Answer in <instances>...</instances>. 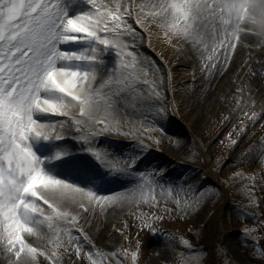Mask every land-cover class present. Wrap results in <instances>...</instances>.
Masks as SVG:
<instances>
[{
	"label": "snow or ice",
	"instance_id": "obj_1",
	"mask_svg": "<svg viewBox=\"0 0 264 264\" xmlns=\"http://www.w3.org/2000/svg\"><path fill=\"white\" fill-rule=\"evenodd\" d=\"M85 2L86 11L70 15L67 0H0V264H44L41 257L48 264H64L65 253L70 254L72 264H104L98 256L106 257V264H126L128 259L135 264L139 248L130 253L123 247L114 251L97 248L81 224L84 216L69 210L68 202L85 214L94 206L103 210L129 202H145L151 207L159 203L156 188L161 192L166 186L169 192H201L203 181L195 183L201 178L185 173L169 180L164 176L166 169L137 172L132 160L109 161L114 170L126 171L132 182L118 192L100 195L48 174L32 142L60 139L66 123L85 142L100 133L128 137L132 133L121 128L124 117L133 114L127 111L130 104L136 107L133 101L150 102L145 106L166 119L167 109L164 105L157 108V101L167 95L171 73L166 84L163 69L148 64L153 79L146 93L137 72L145 68L138 56L145 33L149 43L157 31L163 33L165 43L177 49L181 42L190 47L201 61L200 71L212 78L229 70L242 35L254 32L257 25L264 33V0ZM79 40L89 42L81 52L61 47ZM109 51L116 57L110 69L102 63ZM81 61L87 66H75ZM47 113L64 120L44 123L40 114ZM244 115L253 125L259 118L255 111ZM154 126L164 132L155 122ZM136 141L148 147L142 140ZM239 142L232 140L233 149ZM89 151L97 159H105L101 150ZM251 156L249 151L245 158ZM259 158L264 164V153ZM175 203L187 214L201 199H178ZM137 219L141 228L156 233L152 221L163 217L141 213ZM240 232L249 236L252 230L245 227ZM164 235L172 234L164 231ZM180 239L187 246V255L201 257L199 264H264V250L249 251L239 241L230 246L227 237L218 239L211 250L194 249L187 239ZM253 248H258L255 240Z\"/></svg>",
	"mask_w": 264,
	"mask_h": 264
},
{
	"label": "rangeland",
	"instance_id": "obj_2",
	"mask_svg": "<svg viewBox=\"0 0 264 264\" xmlns=\"http://www.w3.org/2000/svg\"><path fill=\"white\" fill-rule=\"evenodd\" d=\"M248 27H251V25H248ZM246 36L256 37L264 41V33L261 32L259 25L256 26L254 32H249ZM154 42H158L159 47ZM87 44L89 42L83 40L74 41V44L68 43L69 52H81L87 48ZM259 47L257 44L256 48L259 49ZM138 56L144 61L145 65L151 64L154 66L153 69H155L156 65H159L164 71L166 84H169L168 74L171 73L167 95L160 96L161 100L157 101V108L160 105H164L167 109V114L173 120L170 123H165L162 118L156 116L154 110L145 106L142 112L143 118L140 116L135 118L133 114L124 117L121 131L131 132L135 136V141L132 143H117L115 140L129 139V136L122 137L114 133H106L112 139H103L99 142V146L102 147L101 151L103 154L108 153L113 161L132 160L136 163L140 155L132 152L129 147L125 148V145L130 144L134 150L139 152L143 147L136 140H142L150 148L160 150L162 153L167 152L168 156L178 152L181 158L194 160L201 168L199 173L205 174L207 178L203 182L201 192H169L166 187L165 191L161 192L160 188H156L155 195L159 201L158 204L150 207L145 202H139L135 212V207L132 206V203H127V212L110 219L107 223V231L109 229L115 233V240L104 245L94 242L95 246L104 251H108L114 246L116 249L123 247L130 251L139 248V257L135 264H199L201 257L196 254L187 255L186 247L183 244H179L176 240V232H182L192 238L194 231H200L198 237L203 238L202 235L204 234V238L212 243L211 223H214L213 229L215 231L217 229L221 230L222 238L227 237L226 243L230 246L233 241H239L241 247L247 248L249 251L264 250V171H262L264 164L261 163L259 158L260 154L264 153V115H262L264 114V97L257 95V85L264 84V65H254L248 73L250 77L259 76L255 83L256 87L249 82L242 83L240 81L241 88H239V80L235 76H227L233 87V94L230 96L229 103L239 106L236 113L219 111L216 119L199 121L194 128L193 121L195 118L191 116V107L187 104L185 95L186 91L198 89L201 84V61L196 58L190 47L182 42L179 49L165 43L163 33L157 31L152 33L151 43H149L148 34H144L143 41L139 43ZM243 57L247 61L249 55L245 54ZM86 66L81 61L77 67ZM137 72L140 74V81L144 82L147 80L149 82L142 84L143 91L149 92L152 81L150 78L151 73L146 69H137ZM219 95H217V99L222 102L223 98ZM245 97L248 98L246 102L244 101ZM143 102L148 103V101ZM132 103L136 104V107L140 105L136 101ZM135 108L130 104L127 111L135 113ZM253 111L259 117L255 125H253V120L249 116L244 115ZM58 118L64 119L61 116ZM154 122L164 132L155 127ZM185 126L189 133H185L186 137L177 143L173 137L175 134L181 133V130H185ZM97 127L102 128L103 125H98ZM175 128H177L176 131ZM252 128H254L253 132L245 139ZM241 129H244L243 135L241 134ZM237 139L240 140L239 146L233 149L232 140ZM74 140L79 141L77 138H74ZM157 140L159 143H154ZM167 140L169 150L164 148V143ZM33 146H36V144H33ZM176 147L181 148V150H177ZM249 151H251L252 156L246 159L245 157ZM59 152H61L59 149H50L49 151L51 155H56ZM253 157H255L254 161ZM202 158L203 164L201 163ZM238 158H242L241 161L243 162H234ZM213 160L219 162L216 171H214L215 173L209 167L212 165ZM239 163H242L248 171L243 172L246 169L237 167ZM152 164L148 160L144 163V166H148L149 170H151ZM138 165L136 164V167ZM106 170L110 174L116 172L114 169L113 171L112 169ZM169 173L170 178L165 179L178 178L184 172L181 173L178 165L174 169L172 167ZM226 176L232 178L230 183H227V188L234 191L237 200H241L250 209L260 212L263 216L259 217V220L253 219L249 215L245 216L244 213L226 204L225 191L220 188L218 182L219 179L224 180ZM195 183L199 184L200 181L197 180ZM178 199H186L188 201L201 199V203L192 207L185 214L176 206L175 201ZM141 213L147 217H152L153 215L163 217V219L152 221L157 229L156 233L149 231L147 227H140V221L137 216ZM245 227L252 230L249 236L242 235L240 232ZM161 230H168L174 235L166 238L164 231ZM254 240H259L261 244L260 246L258 245L257 249L253 248ZM158 249L161 251H158ZM155 252L158 254L157 258L153 256ZM158 252L162 255H159ZM256 258H259V256ZM97 259L106 264V257L98 256ZM126 264H134V262L128 259Z\"/></svg>",
	"mask_w": 264,
	"mask_h": 264
},
{
	"label": "bare ground",
	"instance_id": "obj_3",
	"mask_svg": "<svg viewBox=\"0 0 264 264\" xmlns=\"http://www.w3.org/2000/svg\"><path fill=\"white\" fill-rule=\"evenodd\" d=\"M82 10H87L86 2L80 3L75 7V11L77 12H81ZM72 14L74 13L72 12ZM241 39L242 40L239 41L238 47L234 55L232 56L231 65L228 71L221 72L220 74L216 75L214 78L208 77L204 73H202L200 79L201 84L199 88L195 90L190 89L186 91L185 99L187 101V104L191 107L190 110L191 116L195 118L193 121L194 128L198 125L199 121L202 120L209 121V119L212 118L216 119L217 113L219 111L220 112L227 111L233 113L234 112L236 113V111H238L239 106L233 105L232 103L231 106V104L229 103L230 96L231 94H233L232 91L233 87L228 81V77H227L228 75L235 76L239 80L238 82L239 86L241 85V82L242 83L249 82L251 85L255 86V83L257 82L259 76L255 75L254 77H250L248 73L249 71L252 70L254 65H259V66L264 65V41L256 37L243 36V35ZM154 43L155 45H158L157 47H159L158 42H154ZM257 44L260 46L259 49L256 48ZM244 53L246 55L247 54L249 55L247 61H245V57H243V55H245ZM196 58L199 59L198 57ZM152 68H154V66H152ZM145 69L148 71L147 65H145L144 69H139V70H145ZM150 78L153 79V76L151 74H150ZM239 88H241V86ZM257 88H258L257 95L264 97V84L257 85ZM217 95L223 98L222 102H220L217 99ZM247 100L248 98L245 97L244 101L246 102ZM40 120L44 123L61 122V120L46 117L45 115L40 116ZM253 130L254 128H252L249 134L246 135L245 139L250 135V133L253 132ZM185 133H189V132L186 130H181V133L175 134L173 137L174 141H177V143L181 142L186 137ZM177 137H179V139H177ZM38 140L43 142V145L48 149V151H50V149H59L61 151H64L66 147H70L69 143H65V142L59 143L55 141L53 138L49 140H43V139H38ZM164 148L167 150L170 149L168 146V140L165 141ZM176 149L181 150V148L179 149L177 147ZM42 155L43 157H45L44 159L46 161L50 162V164L43 163L45 165L43 169L48 174L54 175L59 179L65 180L79 187L85 189H91L100 195H107L110 193V192L109 193L104 192V186L100 184L101 183L100 181L90 182L91 173L94 171L96 165L99 166L105 165L106 168H110L108 163L110 159L109 154H104L105 159L102 160L103 162L96 163L95 165L92 163V161L89 158L82 155L77 157L76 160L72 161V163L69 164L70 167L65 166L60 160L54 162L48 153H44V154L40 153V156ZM174 155H179V154L177 152ZM151 162H153V160H151ZM119 175L124 176L123 173H119ZM125 175L130 178V176L127 175L126 172ZM118 191H120V189H114L111 192H118ZM126 206H128V204H125L124 206L117 205L115 207L109 205L103 208V210H101L99 206H94L92 210L88 211L85 214L82 209L72 204L71 201H69L67 205L69 210H71L72 212L80 213L82 216H84V219L81 220V224L86 230L89 231V234L93 238V241L96 242V244H100V245H104L107 242L110 243L111 241L115 240L116 238L115 233L113 231L111 232L109 229L107 231V223L110 219L115 218L116 216L127 212ZM85 220L87 222H85ZM158 251L161 250L158 249ZM158 253L159 255L161 254L160 252ZM153 256L157 258L158 254H156L155 252ZM2 259L3 258L0 257V260ZM41 259L44 261V264H48V262L44 260L43 257H41ZM63 261L64 264H72L69 253H65L63 257Z\"/></svg>",
	"mask_w": 264,
	"mask_h": 264
}]
</instances>
